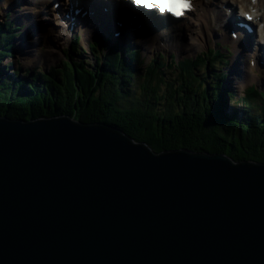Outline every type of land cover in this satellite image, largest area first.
I'll list each match as a JSON object with an SVG mask.
<instances>
[{
	"label": "water",
	"instance_id": "95a60500",
	"mask_svg": "<svg viewBox=\"0 0 264 264\" xmlns=\"http://www.w3.org/2000/svg\"><path fill=\"white\" fill-rule=\"evenodd\" d=\"M0 264H264V163L0 117Z\"/></svg>",
	"mask_w": 264,
	"mask_h": 264
},
{
	"label": "trees",
	"instance_id": "16d2710c",
	"mask_svg": "<svg viewBox=\"0 0 264 264\" xmlns=\"http://www.w3.org/2000/svg\"><path fill=\"white\" fill-rule=\"evenodd\" d=\"M115 60L116 56L106 60L110 72L103 73H97L99 69L87 70L82 65L76 67L68 64L69 69L64 64L61 69L64 75L56 77L49 72L50 80L45 78V82L35 88L14 84L8 78L10 82L2 81L0 85V117L28 121L65 115L82 120V123L98 122L115 126L136 143H144L156 153L187 149L219 153L234 162L264 163L263 118L243 123L227 118L222 111L225 104L218 96L206 100L203 107L207 91H203L199 101L193 102L188 98L190 103L181 107L183 100L188 101L187 95H175L172 86L158 76L164 71L159 66V73L149 77L146 75L141 82L137 80V83L140 82L137 86L136 82L132 83L135 80L131 74L130 77L125 76L124 71L115 68V64H118ZM209 62L214 64V61ZM186 63L190 61L182 63L181 68ZM200 63H191V69L192 73L198 71V76L202 77L204 73L200 70L208 66V61ZM217 78L223 81L220 76ZM195 82L206 88L197 78ZM129 86L135 89L131 90ZM248 94L251 101L256 92L248 90L246 98ZM160 101L163 102L162 109H157ZM247 106L244 110L246 115L251 110L250 104Z\"/></svg>",
	"mask_w": 264,
	"mask_h": 264
},
{
	"label": "bare ground",
	"instance_id": "6f19581e",
	"mask_svg": "<svg viewBox=\"0 0 264 264\" xmlns=\"http://www.w3.org/2000/svg\"><path fill=\"white\" fill-rule=\"evenodd\" d=\"M30 8H26V9H24V8H22L21 9V11H19V13H16V12H12V11H8L10 14H8V13H6L5 14V16H6V18H7V20L9 21V20H11V16H13L15 19H17L18 18V15H26V13H23L25 10H29ZM11 15V16H10ZM186 18H188V16L185 14V16H184V20L186 21ZM189 19V18H188ZM187 19V20H188ZM57 23V25L58 26H60V24L58 23V22H56ZM206 30H208V31H212V29H210V27L209 28H205ZM208 31L207 32H205V31H203V33L205 34V35H207V34H209L208 33ZM66 33H70V34H72V31L70 30V29H66V31H65ZM25 34V33H24ZM86 35V36H85ZM85 35H84V38H85V40H87V39H89V37L90 36H92L93 38H97V34H95V33H93L92 35H91V33H90V30H86V33H85ZM205 35H203V36H205ZM27 37V36H26ZM26 37H22L21 38V42L24 44L25 42H27L28 43V46L30 45V43H29V41L30 40H28ZM200 37L201 36H197V40H196V42H194V41H192L191 39H189V43H187V44H184V45H178V46H176V47H174V49H173V52L174 53H178V54H184V55H193V54H195V53H197V52H199L201 49H202V51H200L198 54H200L199 56H196L194 59H189V61L191 62V63H194V62H201L200 64H202V62L204 61H214V64L216 65V72L219 74V76L223 79V84L225 85V86H228V87H233V86H235L237 89L239 88L240 89V91H242L241 89H245V91H244V93H245V95H246V93H247V91L248 90H254L255 92H257L258 90H259V87L257 86L261 81H264V79L263 80H261L257 85H255V84H253L252 82H254V81H256L257 80V76H258V74H256L255 72H253L252 71V69H250V71L249 70H247L248 68H244V67H241V66H237V69L235 70V71H237L238 72V75L240 74V76L238 77L237 75H232L231 76V78H225L224 76H222V73H221V71H220V68H227V67H225V66H227L228 65V62H227V64L226 63H222V58H232V60L233 59H237L238 61L239 60H241V59H243L242 57H238L237 56V53L239 52V48H237L236 46H233V45H231L230 43H220V42H211V45L212 46H208L207 45V43H208V41H207V38H205L204 37V39H200ZM256 36H254V38H255ZM70 38V40H71V36L69 37ZM210 39H211V37H209ZM24 39V41H22ZM90 40V39H89ZM87 40V42L85 43V45L88 47V43L89 44H95V42L94 41H92V40ZM63 41H65V40H63ZM122 41V40H121ZM92 42H94V43H92ZM12 43V42H11ZM123 43V42H122ZM4 44V43H3ZM136 46H138V44L136 43L135 44ZM226 45H228L227 47H226ZM31 48H32V51L31 52H33V53H31V52H27V53H30V55L29 54H22V55H29L27 58H24V65H27V66H30L31 64H33L34 62H37V60H39L38 61V63H40V64H42V63H44L45 61H46V59H47V61H48V63H50L51 62V59L49 58L50 57V55H48L47 53H48V51H46V52H43V51H45V50H40V51H38L37 53H39V52H42V53H40V56H36L35 54H37L35 51L37 50V48H34L33 49V47L32 46H30ZM37 47V46H36ZM146 49H150V51H151V53H152V57L151 58H153L154 57V53L152 52V50L151 49H156V50H163V49H165V48H167L166 47V43H163V42H160L158 39H153L152 40V43H149L148 45H145L144 46ZM98 47H96L95 49H97ZM133 48H135L134 46H133V44H129V46H128V53L130 54V52H133ZM36 49V50H35ZM117 50H118V52H119V54L123 51L121 48H117ZM139 55H126V56H123L122 58L123 59H126V60H130V59H135L136 57L137 58H139L140 60H141V62H143V63H145V64H151V62L150 61H152L151 59H147V57L144 55V48H143V46L142 47H139ZM155 54L157 55V62H156V64H157V66H159L161 69H163V70H165L166 69V67H171L172 66V63L171 62H168L169 60H164V61H161L160 60V58H162L163 56H160L161 54H160V52H158V51H155ZM214 54H217V56L215 57L214 56ZM248 54H249V52H248ZM103 54L102 53H98L97 54V57H95V58H93V59H90L89 60V62L87 61V60H84V59H82V58H80V57H77V59H73V60H68L69 61V63H67V60H65L64 58H63V60H64V64H69V65H75L76 67L77 66H84L87 70H97V69H104L105 71H109L108 70V67L106 66V59H104L103 58V56H102ZM31 56V57H30ZM142 56H144V57H142ZM46 57V58H45ZM193 57V56H192ZM258 57H260V56H258ZM39 58V59H38ZM252 58H254V60H255V56H252ZM155 59V58H154ZM153 59V60H154ZM44 61V62H43ZM176 62H180L179 60H174V64L176 65ZM186 61H184L183 60V63H185ZM38 63H36V65H35V67H37L35 70L38 72V73H36V76H38V78H40V79H48V73L49 72H47V73H45V75H44V73L42 72V71H40V69H39V66H38ZM94 64L93 66H90V64ZM0 64H2V66L1 67H3V70L4 71H6L7 70V67H8V65H9V62L7 61L6 62V65L4 66L3 65V63L1 62ZM64 64H63V66H64ZM160 64H162V65H160ZM233 64H234V60H233ZM171 65V66H170ZM224 66V67H223ZM132 67H134L133 68V70L135 69V66L133 65ZM208 67V66H207ZM251 68V67H250ZM254 68H257V69H259V70H262L263 72H264V59L262 60V62L260 63V64H255L254 65ZM27 69V68H26ZM13 70H15V69H13ZM49 70H50V67H49ZM141 70H144V69H141ZM169 70H171V68L170 69H167V72H170ZM241 71H243V72H241ZM110 72V71H109ZM259 74L262 76V77H264V75L261 73V71H259ZM35 75H33L32 76V81H40L36 76L34 77ZM21 77V76H20ZM25 80H26V77H25ZM32 81H30V82H32ZM28 83V82H27ZM74 93V92H73ZM85 93V92H84ZM233 96L232 97H230L229 99H232V98H235V96H236V93L234 92H232L231 93ZM230 94V95H231ZM74 95V94H73ZM261 98V97H260ZM253 100V99H252ZM252 100L250 101V102H252ZM231 105H232V103H231ZM87 107V106H86ZM261 107H262V109L264 108V102L263 101H261V102H259L258 103V106H257V109H256V111H257V113L258 114H261L262 115V111H260V110H262L261 109ZM82 108V107H81ZM246 113V112H245ZM249 114L250 115H252L253 114V112H252V110H250L249 111ZM64 117H67L68 119H70L71 121H75V122H77V123H82L81 121H79V120H75V119H73V118H70L69 116H65V115H63ZM58 117H62L61 115H58V116H55V117H52V118H48V119H54V118H58ZM86 118V117H85ZM31 120H35V119H31ZM91 123H95V122H91ZM98 123V122H97ZM104 124V123H103ZM109 127H111V128H113V129H115V130H117V131H119L120 133L122 132L119 128H117V127H115V126H111V125H109ZM126 135V134H125ZM131 140H134V139H132L131 138ZM177 150H183V149H177ZM225 156V155H224Z\"/></svg>",
	"mask_w": 264,
	"mask_h": 264
},
{
	"label": "rangeland",
	"instance_id": "374dc122",
	"mask_svg": "<svg viewBox=\"0 0 264 264\" xmlns=\"http://www.w3.org/2000/svg\"><path fill=\"white\" fill-rule=\"evenodd\" d=\"M77 33H79V32H77ZM80 38H82V35H80ZM22 41H24V39L22 40ZM90 41V40H89ZM28 42V41H27ZM27 42H25L23 45L24 46H26L28 49H24V52H31L32 51V48L30 47L31 46V44L28 46V43ZM15 43V42H14ZM18 43H19V41L18 42H16V47H14L13 48V52H14V56H13V58L14 57H16L18 60H19V64H20V67H21V69L22 70H24V69H30V70H32V71H34L37 67H35V65H30V66H27V65H24V58H27L29 55H30V53H27V54H29V55H21V54H19V52H18V48H17V46H18ZM29 43H30V41H29ZM82 46V45H81ZM84 47V46H83ZM20 48V47H19ZM143 48H144V55L147 57V59L149 60V59H151V57L153 56L152 55V53H151V51H150V49L148 48V49H146L144 46H143ZM40 50H43V49H41V48H37V51H40ZM37 51H35V52H37ZM48 51V50H47ZM44 52V51H43ZM49 52L53 55V63H54V66H56V68H59L60 70L62 69V67H63V64H64V60H63V57L61 56V54H60V52L59 51H57V49H56V52H55V50H54V52L53 51H48V55H49ZM31 53H33V52H31ZM89 55V54H88ZM183 55V54H182ZM31 57V56H30ZM142 57H144V56H142ZM50 59H51V57H49ZM227 59H229L228 60V62H229V64L230 65H232L233 64V60H232V58H227ZM15 59H11V60H6L5 62H2L3 64H5L6 65V62L8 61V62H10V61H12V63H9V65H8V67L9 68H7V70L4 72L5 73V75L2 77V79L4 80V82L6 83V81H7V83H8V79H7V76L8 75H10V74H12V75H14V71L12 72V70L15 68V66H16V64L15 63H13V61H14ZM89 62V61H88ZM94 64L92 63V64H90V66H93ZM206 65H208V67L209 66H216L215 64H213L212 62H208ZM2 66V64H0V67ZM37 66V65H36ZM215 70H216V67H215ZM201 71H203L204 73L207 71L206 69L205 70H203V69H201ZM210 72L212 71V72H214L215 73V71H214V69L213 68H211L210 70H209ZM53 72H55V71H53ZM56 73V72H55ZM23 73H21L20 75H18V76H14L15 78L16 77H20L21 75H22ZM57 74V73H56ZM60 74H62V75H64V73L63 72H60L58 75H60ZM166 76H168L171 80H169V79H167L166 78V81L168 82V83H172V82H174V79H172L171 78V76H170V74H169V72H167V75ZM20 79V78H19ZM93 79H95V78H93ZM46 79H44V81H45ZM47 80H50V79H47ZM100 80V79H99ZM96 81V80H95ZM95 81H92L93 82V84L95 83ZM10 82V81H9ZM41 82H42V79H41ZM179 82H181V80L179 81ZM133 83V82H132ZM11 84V83H10ZM41 85V84H40ZM225 86V85H224ZM129 88L131 89V90H134L135 88L133 87H130L129 86ZM171 88V87H170ZM194 88H195V85H194ZM221 88V91H222V86L220 87ZM232 88V87H231ZM195 90H196V88H195ZM238 90H240L239 88H238ZM242 90V89H241ZM244 90L245 89H243L242 91H240V93L243 95V92H244ZM102 91V90H101ZM141 92V91H140ZM233 92V90H227V93H229V94H231ZM223 93V92H222ZM187 94H182L181 96H186ZM228 95V94H227ZM190 96V97H189ZM189 96L187 95V100H188V98H191V101H193V102H195V101H199V99H200V93H199V90H196V95H195V93H193V94H189ZM213 96L214 95H212V98H213ZM236 96H237V94H236ZM235 96V97H236ZM211 98V96L210 97H207V99H205V101L203 102V107H204V104H205V102H206V100H210V99H212ZM214 101H216V100H214ZM217 102V101H216ZM160 103V106H158L157 107V109H162V107H161V103L163 104V102H159ZM185 103H190V101L188 100V101H186V100H183L182 102H181V104H184L183 106H181V107H185ZM230 107H232L230 104H226L225 106L223 105V115H225L227 118H232V119H236V118H234V116H233V114L232 113H229L228 114V111H230ZM230 108V109H229ZM255 110V109H254ZM235 112H236V115H237V117H239V118H241L242 120H241V122L240 123H243L244 121L246 122V118L245 117H243L244 115H245V113L244 112H242L241 110H239L238 108H233V113L235 114ZM241 115V116H240ZM256 115H258V113H257V111L256 112H254L253 114H252V116L253 117H256ZM76 120V119H75ZM264 121V120H263ZM88 123V122H87ZM112 126V125H111Z\"/></svg>",
	"mask_w": 264,
	"mask_h": 264
},
{
	"label": "snow or ice",
	"instance_id": "6c2138e0",
	"mask_svg": "<svg viewBox=\"0 0 264 264\" xmlns=\"http://www.w3.org/2000/svg\"><path fill=\"white\" fill-rule=\"evenodd\" d=\"M133 2L147 9H158L160 13H168L175 17H180L189 10L191 0H133ZM251 19V17H248Z\"/></svg>",
	"mask_w": 264,
	"mask_h": 264
},
{
	"label": "clouds",
	"instance_id": "9594fccd",
	"mask_svg": "<svg viewBox=\"0 0 264 264\" xmlns=\"http://www.w3.org/2000/svg\"><path fill=\"white\" fill-rule=\"evenodd\" d=\"M91 123V122H90Z\"/></svg>",
	"mask_w": 264,
	"mask_h": 264
}]
</instances>
